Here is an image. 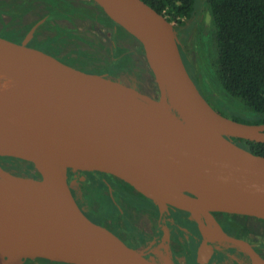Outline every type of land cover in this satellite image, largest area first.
<instances>
[{"label":"water","instance_id":"95a60500","mask_svg":"<svg viewBox=\"0 0 264 264\" xmlns=\"http://www.w3.org/2000/svg\"><path fill=\"white\" fill-rule=\"evenodd\" d=\"M92 1L141 44L157 83H169L171 106L142 110L114 102V84H127L28 45L36 25L20 42L0 36V66L31 59L46 69L43 91L0 87V157L19 159L32 171L12 173L0 163V264L35 258L65 264H161L83 212L67 180L68 169L113 175L159 206L185 210L203 235L244 243L256 264L258 256L247 243L204 224L200 215L224 212L264 220V155L230 139L264 142V123L241 122L213 107L188 72L174 23L166 15L143 0ZM76 78L106 82L105 99L82 91ZM180 174L184 199L168 185Z\"/></svg>","mask_w":264,"mask_h":264},{"label":"flooded vegetation","instance_id":"af4514ba","mask_svg":"<svg viewBox=\"0 0 264 264\" xmlns=\"http://www.w3.org/2000/svg\"><path fill=\"white\" fill-rule=\"evenodd\" d=\"M83 1L85 2L80 3L79 0H68V3L64 2V0H0V34L1 32L10 33L11 35L15 34L19 37L15 41L20 42L28 31L36 25L31 38L27 42L28 45L45 48L62 61L83 71L104 74L115 78L116 73L111 72V69L115 68V64L112 62L90 70L86 68L87 64L104 65L106 62L103 61V58L98 61L95 60L94 56L89 58L88 55L92 54H88L86 50L83 52L86 56L78 59L74 53H68L66 45L59 47L54 44L56 42L55 39L61 36L67 40L64 43L69 45H73V42L81 41L82 39L79 37V35H82L80 34L81 29L79 27L77 29L76 25L80 21H84L90 27L99 26L106 31V38L109 39L110 46L106 47L107 44L102 41L100 51L108 56L107 59L112 57L111 54L117 50L118 46L122 47V49L126 47L128 37L133 39L137 46L139 45L141 52L144 54L141 44L127 32L128 37L119 34L118 30H122V28L104 17L98 5L92 0ZM63 5L71 6L72 8V12H69L66 18L57 16L58 12L60 13V10L64 8ZM40 8L45 9L46 14L36 17L34 20L33 15ZM50 8L52 10L49 12L48 9ZM59 21H62V25H60V29L53 36L44 38L38 36L40 27L48 26L49 23L53 27H57L58 24L56 22ZM174 28L179 38L180 31L178 26L174 25ZM52 31L54 32V30ZM83 35H90V33L83 32ZM91 36L94 37L92 34ZM90 40L84 37L82 43L88 44L91 42ZM122 49L120 48V50ZM180 51L186 66L182 42ZM125 53H128V51L117 52L114 59L127 60L123 59ZM187 70L194 80L189 69ZM194 82L198 86L195 80ZM198 88L201 90L200 87ZM203 95L206 98V95ZM4 158L11 157H0V163L3 167L6 166ZM11 159L17 160L25 165L26 169L30 170L19 159ZM20 167L22 168V165ZM26 169L24 170L26 171ZM67 180L79 207L84 210L85 206H87L96 214L100 213L98 220L92 219L85 212L88 217L99 224L105 225L127 245L142 252L145 257L151 260H153L152 258L156 259L153 261L161 264H166L165 262L167 261L171 264H252L250 250L246 248L244 243L216 238L214 237L216 236L215 233L212 236L203 235L188 212L169 203L159 206L154 200L113 175L95 170L68 169ZM89 189L95 191L94 197L97 196L96 191L100 192L102 190L100 193H107V196H105L106 210H102L100 204L94 200L92 202V200L88 199L90 197ZM208 215H210L213 222L208 224L205 217H200L204 224L210 227H217L224 234L247 243L250 249L258 256V260L264 261V220L253 216L224 212H211ZM31 260H40L45 264H65L41 258L25 259L22 264H28V261ZM258 260L256 259V264H258Z\"/></svg>","mask_w":264,"mask_h":264},{"label":"rangeland","instance_id":"374dc122","mask_svg":"<svg viewBox=\"0 0 264 264\" xmlns=\"http://www.w3.org/2000/svg\"><path fill=\"white\" fill-rule=\"evenodd\" d=\"M52 1V0H50ZM68 3V0H64V2ZM80 3L85 2L83 0H79ZM50 5V3H49ZM72 5V4H69ZM51 6V5H50ZM64 8L60 10V13L58 12V15L60 18H66L68 17V13L72 12L71 6L63 5ZM47 10V9H46ZM52 9H48L50 12ZM102 13V12H101ZM45 9L40 8L39 11L33 15L34 20L36 17H40L41 15H45ZM57 14V13H52ZM70 17V16H69ZM210 12L208 10L207 4H205L204 0H196L195 2V9L193 16L190 20H187L184 25L178 27L179 29V38L183 44V48L185 51V62L188 66L189 71L191 72L194 80L197 82L198 87H200V90L203 94L206 95V98L209 100V102L213 105V107L219 111L220 113L224 115H229L231 113H239L243 114L245 116H252L254 113L253 111L247 107L243 101L239 98L233 97L229 95L227 92H225L222 87L220 86L218 79L216 77L214 65H213V59L216 56L215 54V46H214V40H213V27H212V18H210ZM174 25H177V22L173 21ZM58 24L57 27H53L51 23L48 24V26L44 25L43 27H40L38 29V36L40 38L53 36L59 29L60 25H62V21L56 22ZM73 25V24H72ZM81 29L79 37L84 40V37H87L88 39H91L88 44H83L82 40L79 42L72 44H66L64 41H67L65 37L61 36L60 38H56V43L54 44L59 47H63L64 45L67 46L68 53H74L76 58H84V50L88 54L89 58H92L94 56L95 60H99L103 58V61L106 62L104 65H96V64H87L86 68L88 69H94L95 67L99 66H105L108 65L109 62H112L115 68L111 69L112 73L115 74L116 81L123 82L127 84L129 87L132 86L137 91H139L142 94H145L155 100L159 97V91H158V83L151 73L150 67L146 61L145 55L143 52H141L139 45L134 42L133 39L128 37L127 33L122 29L118 30L119 34H122L123 36H127L128 38V44L126 47H119L113 54H111V58H108L103 52L100 51L101 48V42L104 41V43L107 44L106 47L110 46L109 39L106 38V31L103 30V28L96 26V27H90L87 22L80 21L77 25ZM51 28V29H50ZM54 30V32L52 31ZM83 32H88L90 35H83ZM91 34L94 36L92 37ZM0 36L17 40L19 37H17L15 34L10 33H3L1 32ZM105 37V38H104ZM63 44V45H62ZM110 48V47H109ZM120 48L122 50H120ZM126 52L125 57L123 59L127 60H117L115 58V54L117 52ZM99 54V55H97ZM128 62V63H127ZM126 85V86H127ZM6 162L5 168L11 171L12 173H19V174H25V175H31L32 171L29 169H26L27 167L17 160H13L11 158H4ZM22 165V168L20 167ZM19 166V167H18ZM21 168V169H20ZM26 169V171L24 170ZM19 170V171H18ZM24 170V171H23ZM93 190H88L89 193V200H93L100 204V208L102 210L107 209V203H106V197L107 193L105 192H98L96 191V197L95 191L90 192ZM253 225V224H252ZM260 258V257H259ZM153 260H156L155 258H152ZM28 264H45L43 261L40 260H31L28 261Z\"/></svg>","mask_w":264,"mask_h":264},{"label":"trees","instance_id":"16d2710c","mask_svg":"<svg viewBox=\"0 0 264 264\" xmlns=\"http://www.w3.org/2000/svg\"><path fill=\"white\" fill-rule=\"evenodd\" d=\"M143 1L166 15L169 21L177 22L178 27L192 18L196 2ZM204 1L213 22L216 50L213 65L218 82L225 92L241 99L254 113L252 116L239 113L226 116L246 123H264V0ZM102 15L109 19L103 12ZM230 139L255 154L264 155V142L236 137ZM83 211L95 220L100 216L87 206Z\"/></svg>","mask_w":264,"mask_h":264},{"label":"bare ground","instance_id":"6f19581e","mask_svg":"<svg viewBox=\"0 0 264 264\" xmlns=\"http://www.w3.org/2000/svg\"><path fill=\"white\" fill-rule=\"evenodd\" d=\"M78 87L88 95L97 98L105 99L108 91L106 82L97 81L94 79H75ZM0 87L14 88L26 91H43L46 89V69L42 62L36 60H23L16 62H9L0 66ZM159 97L157 100L137 92H132L131 87L126 86L118 88L115 84L112 87L111 98L116 103H122L134 108L148 110L158 109L164 111L170 108L169 83L158 84ZM170 94V93H169ZM161 183L164 180L159 179ZM168 185L176 193L180 199H184L182 188L186 185L184 175H175L168 180ZM33 195L41 198L44 196V191L37 189L29 190ZM208 224H210L211 217L206 213H202ZM214 233H209L212 236ZM258 260V258H257ZM258 264H264V261L258 260ZM171 264L170 262H165Z\"/></svg>","mask_w":264,"mask_h":264}]
</instances>
